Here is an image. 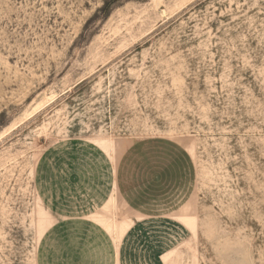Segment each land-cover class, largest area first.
Returning a JSON list of instances; mask_svg holds the SVG:
<instances>
[{"label": "rangeland", "instance_id": "obj_1", "mask_svg": "<svg viewBox=\"0 0 264 264\" xmlns=\"http://www.w3.org/2000/svg\"><path fill=\"white\" fill-rule=\"evenodd\" d=\"M0 264H264V0H0Z\"/></svg>", "mask_w": 264, "mask_h": 264}]
</instances>
